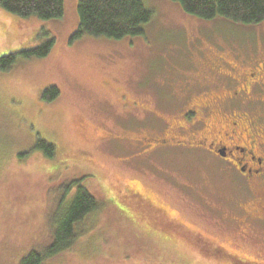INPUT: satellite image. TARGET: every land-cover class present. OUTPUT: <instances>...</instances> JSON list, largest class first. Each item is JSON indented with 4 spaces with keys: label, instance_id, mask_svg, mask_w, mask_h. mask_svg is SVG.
Masks as SVG:
<instances>
[{
    "label": "rangeland",
    "instance_id": "rangeland-1",
    "mask_svg": "<svg viewBox=\"0 0 264 264\" xmlns=\"http://www.w3.org/2000/svg\"><path fill=\"white\" fill-rule=\"evenodd\" d=\"M143 3L152 13L143 33L119 40L86 34L73 39L77 0H63L62 16L50 20L20 18L0 8V57L53 39L46 57L17 55L0 71V264L48 240L59 189L81 176L101 201L83 224L89 231L55 264H232L209 252L204 257L192 251V243L141 221L124 226L109 199L136 217L119 196L130 185L212 246L225 245L246 257V264H264L259 235L234 223L242 192L214 177L189 150L142 153L134 139L138 131L148 132L152 115L140 112L142 122H133L120 107L148 103L153 92L161 95L160 107L169 100L164 89L214 79L216 64L264 59V21L243 26L199 19L170 0ZM49 87L58 95L44 102L41 94ZM120 128L128 133L118 135ZM37 139L54 144L62 170L44 172L50 164L33 149Z\"/></svg>",
    "mask_w": 264,
    "mask_h": 264
},
{
    "label": "flooded vegetation",
    "instance_id": "flooded-vegetation-1",
    "mask_svg": "<svg viewBox=\"0 0 264 264\" xmlns=\"http://www.w3.org/2000/svg\"><path fill=\"white\" fill-rule=\"evenodd\" d=\"M216 68L214 79L206 77L177 84L178 89H164L169 100L160 107L156 105L161 103V95L154 92L148 103L125 102L120 107L133 122H142L140 112L152 115L148 132L140 130L134 139L142 153L189 150L199 163L210 168L214 177L241 191L245 199L236 204L240 213L234 223L237 230L243 228L259 235V246L264 251V59L253 56L241 62L216 64ZM119 131L120 136L128 133L122 128ZM142 196L138 185L120 192L122 199L142 201L146 198ZM144 203L152 223L168 228L167 231L172 226L188 234L193 230L169 218L166 213L171 211L167 208L157 207L151 201ZM147 225L168 236L164 229ZM214 247L230 262L247 259L233 255L223 244Z\"/></svg>",
    "mask_w": 264,
    "mask_h": 264
},
{
    "label": "trees",
    "instance_id": "trees-1",
    "mask_svg": "<svg viewBox=\"0 0 264 264\" xmlns=\"http://www.w3.org/2000/svg\"><path fill=\"white\" fill-rule=\"evenodd\" d=\"M170 1L177 3L184 13L203 20L219 18L243 26H251L264 21V0ZM0 8L20 18L34 16L41 20L58 19L62 16L64 10L63 0H0ZM76 14L77 29L72 35L73 39L84 34L113 40L138 36L143 33L144 25L152 17L151 11L145 7L143 0H77ZM52 43L53 39H48L35 48L1 56L0 71H7L14 63L17 55L23 58L36 59L46 57L51 50ZM57 95L56 88L49 87L43 90L41 98L44 102H50ZM33 149L38 150L43 156V161L45 160L48 162L47 164H50L44 172L47 170V173L51 174L53 171L62 170V163L55 161L58 149L54 144L37 139ZM85 180L86 177L81 176L70 178L63 183L50 215L48 240L41 245L36 244V246L27 248L9 264H55L53 262L55 259L63 254L71 253L74 247H77L79 239L86 231H89L86 227L88 223L85 226L86 230H84L83 224L97 212L101 201L86 186ZM109 200L118 211L117 213L123 225H126V223L134 224L138 220L146 225L151 224L153 228L164 229L159 224L152 223L148 209L142 205L145 204L144 201L146 203L150 202L148 198H144L142 201L138 198L122 200L138 212L136 217H130L128 211L122 208L119 209L115 206L116 202L114 200ZM160 206L163 208V205ZM166 214L169 218H174L172 214ZM167 230L168 228L164 229L165 232ZM168 232L171 238L177 237L184 242V245L189 246V243H192L191 247L194 248L192 251L197 249L198 253L204 257L206 255H203V253L209 252V255L215 257V259L230 262L221 253V250L216 247L212 248L211 241L205 239L195 230H191L188 234L187 231L178 230L172 226ZM99 241L92 244V246H99ZM230 263L246 264L244 260L240 259Z\"/></svg>",
    "mask_w": 264,
    "mask_h": 264
}]
</instances>
